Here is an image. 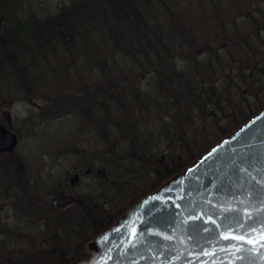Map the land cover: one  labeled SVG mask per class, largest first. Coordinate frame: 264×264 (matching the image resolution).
Segmentation results:
<instances>
[{
    "label": "rangeland",
    "instance_id": "obj_1",
    "mask_svg": "<svg viewBox=\"0 0 264 264\" xmlns=\"http://www.w3.org/2000/svg\"><path fill=\"white\" fill-rule=\"evenodd\" d=\"M76 1L77 0H29V3H31L33 8L35 6L44 8V13L47 14L48 11V13H54L63 6L70 5ZM160 7H162V5H159V8ZM181 7L183 13L178 15L179 21L183 19L193 24L191 32L193 35H198V38H200L198 44L205 41L211 42L212 39L210 38L214 31L211 30V26H201L199 19L200 10L193 8L192 10H194L195 13H193L194 11L189 13L186 12L183 5ZM159 8H157L156 11ZM156 11L152 10V12L148 14L151 26H158V34H170V29H166L167 20L165 15H158ZM175 18L177 19V16ZM236 27H234V32L228 34L229 36H219L215 42L212 41L220 52L222 58L221 62L223 67H226V72L231 71L232 76L244 77L246 75H252L250 67L256 64L248 57V51L251 50L246 46H231L232 54H229V56L225 53V48L229 47L230 43L228 44V42H226L227 40L225 37L241 41L242 35L245 34L251 37L247 45H252L254 50L257 49L256 46H258V44L259 47L261 44L264 45V28L259 31L257 41L254 37L257 34V27L253 25L252 19L245 21L237 30ZM18 35L19 37L23 36L21 33ZM170 37H172L171 34ZM163 42L168 45L172 44L170 38L166 39V41L163 40ZM213 44L210 45L213 46ZM101 46L108 47L109 45ZM50 50L55 52L53 54L45 53L43 60L46 63L44 61H37L35 65L30 66L27 59L23 60L19 55L12 57V49L2 51L0 49V61H3L0 63L1 73L4 67H7L5 63L9 62L8 55H10L12 59H17L16 62L22 65V68H24L27 74L25 82H22L26 84V89L20 87L19 84L22 86V83L16 82V76L13 75L14 70H8V73L5 74L6 80L3 79L4 73L0 75V96L5 98V101L11 99L12 106L10 107V115L15 122L14 126L20 136L16 152L22 153V157L26 164L30 163L35 168H38L39 171L34 170L33 174L40 173L42 177L46 179L49 177L46 174L50 173L51 176L49 177L48 183L53 180V185L56 183V180L63 179L65 172L70 170L75 163L78 162L79 158H83L87 166L91 168L97 167L104 169L106 171V177H101L100 179L97 175L92 174L82 180L79 189H81L82 194L86 198V221L82 229H79V227L77 228L75 225L73 227L67 220V216L63 218L62 216L64 215H62L60 220L56 217L55 222L51 224L52 229L50 231H46L40 227L33 228L30 231L33 232L32 236L43 240L49 238V235L54 233V238L56 240L54 245L52 243L44 245L47 249L51 248V246L54 247V257L45 253L40 259L39 257H37L36 260L33 258L29 259V257H27L29 252H24L23 250H28L30 247L18 244L14 245L13 243L6 245V248L1 247L0 251L4 252L0 253L7 254V256L5 260H0V264H73L78 262V250L69 252L68 248H73V246H78L79 244H87L95 234L112 224L117 217L125 212L136 200L149 193L166 180L167 176L162 177L163 170L169 168L171 171L168 175L169 177L179 172L201 152L207 150L210 145L220 137H218V134L221 135V132H223L221 136L227 134L236 124L238 125L240 122L244 121L258 110L259 107L264 105L263 62L260 64V70L253 74L254 77L247 79L242 78L241 81L240 79H235V83L232 84L233 87L230 86L232 88L230 90H228V85L231 83L227 82L230 78L227 79L226 77L227 83L221 79H217L214 85L218 84L219 86L217 85V87L219 89L224 87L226 91L231 93L229 100L232 105L228 102H223L218 107H212L208 113H215L217 116L214 117V119L209 118V116H204L207 113L197 114L195 122H199V124L194 122V124L191 125V122L188 121L180 130H177L178 134H180L183 139L176 137L177 139H174L172 142L163 139L160 144L161 147L153 150L151 153L152 164H149L145 168H140L139 164L133 163L134 165L130 167L131 169L128 167L127 171L124 165L128 163L122 160L119 161L117 159L119 158V154H117V151L113 152L121 149L122 146H117L112 136L104 140L101 135V132L105 129L104 123L106 121L101 114L102 112H99L102 111V109L98 110V112L89 110L91 113L90 118L74 110L76 107L79 108L77 101L83 98L82 92L84 90H87V92L95 91L99 86L102 92L104 77L101 76L102 71L100 66L97 65V62L90 60L86 56L81 54V57L78 56L75 49L72 48L63 49V47L57 45ZM107 50L110 51L108 53H111L112 58L116 61V70L114 72L116 75L114 81L117 83L115 82L116 85L112 87L117 91L113 93L117 95L121 91V93L129 94L127 90L130 89L129 85L131 81L133 85L139 84L142 89H146V85L152 77V74L148 71L149 64L145 63L141 71L135 65L132 66L130 61L121 62L123 54L119 51L113 50L111 47ZM164 51L160 53L158 50L156 55H151V57H154L151 58V61L158 62L159 58L165 61L169 52ZM173 51L180 55V57L176 58L177 61L175 62L178 69L185 68V64L189 63V61L186 60L187 56L192 60V56H189L191 54L190 48L178 47L176 50L173 49ZM55 53L57 54L55 55ZM28 56L37 57V54L32 52L30 54L28 53ZM73 60H76L75 64L72 63ZM27 67L29 69H25ZM108 67L111 66L108 65ZM1 68L3 70H1ZM10 71L13 74L10 73ZM123 75H129L130 78L128 77L124 82L121 78ZM217 77H219V75H217ZM105 80L110 82L109 79ZM114 81H111V83H114ZM196 81L198 82L197 79ZM32 84L33 87L31 89L30 85ZM135 86L137 85L130 87L133 88ZM149 86L153 88L151 85ZM19 87L22 88V91H20ZM6 96H9L10 99L6 98ZM99 98L102 100V95L99 96ZM13 100H16V102H13ZM62 104H64V110L58 108L59 106L61 107ZM72 107L74 108L72 109ZM140 109L141 110L135 111L134 119L140 120L141 124L144 126H158V123L145 119V117L150 114L158 116L163 114L167 115L168 113L173 114L171 112L172 110H165V107L159 106L154 109L152 106L147 108L142 107ZM93 115L97 118H92ZM116 118L117 117H114V119ZM237 120L238 122L234 123ZM108 123L111 125V120H108ZM217 124L219 127H222V129L216 128L215 126ZM158 130L159 128H156V131ZM118 131L119 133L121 132V130ZM183 131L189 133L182 134L181 132ZM123 147L125 148V145H123ZM74 149H77V152H74ZM48 165H50V170H47ZM181 165L184 166L181 167ZM174 166H178L179 168L173 169ZM40 188L41 186L39 189ZM2 200L3 198H0V207L4 206ZM9 207V205L6 208L4 207L1 216L10 215L8 211ZM10 222L13 225L16 221L10 220ZM30 229L29 227L26 230L29 231ZM9 253L13 256L9 257ZM88 256L83 259H87ZM46 257L47 259H45Z\"/></svg>",
    "mask_w": 264,
    "mask_h": 264
},
{
    "label": "trees",
    "instance_id": "obj_2",
    "mask_svg": "<svg viewBox=\"0 0 264 264\" xmlns=\"http://www.w3.org/2000/svg\"><path fill=\"white\" fill-rule=\"evenodd\" d=\"M159 5L162 7L159 8ZM182 5L189 13L194 11L193 8L200 10L201 26L212 27L211 30L214 33L210 39L214 42L219 36L231 34L234 32V27L237 26V30L241 24L250 19L257 27V34L254 36L257 41L259 31L264 28V0H77L54 13H48V11L47 14L42 7L33 8L29 0H0V49L1 51L12 49V57L19 55L23 60L27 59L30 66L35 65L37 61H44L45 53L53 54L55 51L50 49L57 45L63 49H75L78 56L83 55L97 62L102 71L101 76L104 77L102 92L99 86L95 91L84 90L83 98L77 101L79 108L76 107L74 110L90 118L89 110L98 112L102 109L99 112H102L106 121L101 135L104 140L112 136L115 144L122 146L121 149L113 152L117 151L119 161L128 163L124 165L125 170L128 171V167L131 169L133 163L139 164L140 168H145L152 164L151 153L161 147L163 139L170 142L177 139L176 137L183 139L177 130H180L188 121L193 125L197 114L207 113L204 116L214 119L217 115L208 113L212 107H218L223 102L232 105L229 100L231 93L224 87L219 89L218 84L214 85L217 79L226 82V77L230 78L227 81L231 83L227 84L230 90L235 79L241 81L242 78L254 77L253 74L261 68L260 64L264 63L263 44L260 47L258 44L257 49L253 50L252 45H247L251 37L245 34L242 35L241 41L225 37L226 42L230 43L229 47L225 48L227 55L232 54L231 46H246L251 50L248 51L249 59L256 63L250 67L252 75L239 77L232 76L231 71L226 72V67H223L221 62L220 52L213 41L198 44L200 38L191 32L193 24L183 19L179 21L178 15L183 13ZM157 8L159 9L156 11ZM152 10L158 15H165L166 29H170L169 33L172 37L170 34H158V26H151L148 14ZM19 33L23 36L19 37ZM168 38L172 40L170 45L163 42ZM110 47L123 54L121 62L130 61L132 66L135 65L141 71L145 63L149 64L148 71L152 77L146 89H142L139 84H134L137 86L131 88L130 86H134L131 81L130 89L127 90L130 95L121 91L117 95L113 93L117 91L112 87L116 85L114 81L116 61L112 58V54L108 53L110 51L107 49ZM178 47L191 49L189 56H192V60L187 56L186 60L189 63H186L183 69H178L175 63L180 55L173 49L176 50ZM158 50L160 53L164 50L169 52L168 57L165 61L159 58L158 62H152L151 58L154 57L151 55H156ZM32 52L36 53L37 57H29L28 53ZM12 57L8 55L7 63L14 68L19 63ZM72 63L75 64L76 60ZM18 66H21L19 79L24 83L26 71L21 64ZM128 77L130 78L129 75H123L122 81L125 82ZM105 79H109L110 82ZM23 83L21 87L26 89V84ZM30 86L32 89L33 84ZM101 95L102 100L99 98ZM149 106L153 109L157 106L165 107V110H172L173 114L159 116L150 114L145 119L158 123V126H144L140 120L134 119V113L142 107ZM58 108L64 110V104ZM114 117L117 118L114 119ZM92 118L97 117L93 115ZM108 120H111V125ZM237 122L238 120L234 123ZM195 123L199 124V122ZM215 127L222 129L218 124ZM156 128L159 130L156 131ZM118 130L121 132L119 133ZM221 135L218 134V137ZM176 168L179 167H173V169ZM169 173L171 171L166 168L162 171V177L169 178Z\"/></svg>",
    "mask_w": 264,
    "mask_h": 264
},
{
    "label": "water",
    "instance_id": "obj_3",
    "mask_svg": "<svg viewBox=\"0 0 264 264\" xmlns=\"http://www.w3.org/2000/svg\"><path fill=\"white\" fill-rule=\"evenodd\" d=\"M16 143L0 126V152ZM72 201L60 194L52 204ZM87 248L89 258L74 264H264V107L134 202Z\"/></svg>",
    "mask_w": 264,
    "mask_h": 264
},
{
    "label": "flooded vegetation",
    "instance_id": "obj_4",
    "mask_svg": "<svg viewBox=\"0 0 264 264\" xmlns=\"http://www.w3.org/2000/svg\"><path fill=\"white\" fill-rule=\"evenodd\" d=\"M5 64L8 67H4L6 71L2 68L3 72L1 73L0 71V75L4 73L3 79L6 80L5 74L11 69L12 71L14 70V74L11 71L10 73L16 76V82L21 83L22 81L19 79L21 66L19 67L16 64L12 68L7 62ZM19 85L21 87V84ZM20 87L19 89L22 91ZM6 98L10 99L9 96H6ZM4 99L0 96V126L15 134L17 143L12 151L0 152V198H3L2 202L4 204V206L0 207V250L1 247L6 248V245L14 243V245L18 244L30 247L28 250H23L24 252H29L27 254L29 259L33 258L36 260L37 257L40 259L45 253L54 257V247L51 246V248L47 249L44 246L51 243L54 245L56 241L54 233L49 235V238L43 240L32 236L33 232L30 231L37 227L50 231L52 229L51 224L55 222L56 217L60 220L62 215H64L62 216L63 218L67 216V220L73 227L75 225L77 228L82 229L86 221V198L79 188L85 177L92 174L101 177L100 171L102 168H91L87 166L83 158H79L78 162L65 172L63 179L56 180L54 185L52 183L53 180L48 183L51 176L50 173L46 174L49 176L46 179L40 173L33 174L34 170L39 171L38 168H35L30 163L26 164L22 153L16 152L20 136L14 126L15 122L10 115L12 101L11 99L7 101ZM13 102H16V100H13ZM74 152H77V149H74ZM49 166L47 170H50ZM87 169H89V172H87ZM40 186L41 188L39 189ZM60 194L72 196L73 201L63 207L54 206L52 204L53 200ZM8 205L10 206L8 208L10 215L1 216L4 207L6 208ZM8 219L15 220L16 222L12 225ZM29 227L31 229L27 231L26 229ZM75 250H78L79 253L78 261L83 260V258H86L91 253L87 249L86 244H79L78 246H73V248H68L69 252ZM6 256L7 254L0 253V260H5ZM8 256L12 257L13 255L9 253Z\"/></svg>",
    "mask_w": 264,
    "mask_h": 264
},
{
    "label": "snow or ice",
    "instance_id": "obj_5",
    "mask_svg": "<svg viewBox=\"0 0 264 264\" xmlns=\"http://www.w3.org/2000/svg\"><path fill=\"white\" fill-rule=\"evenodd\" d=\"M225 239H243V237H236V236H225ZM248 243H253V241L249 240Z\"/></svg>",
    "mask_w": 264,
    "mask_h": 264
}]
</instances>
